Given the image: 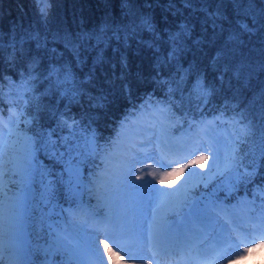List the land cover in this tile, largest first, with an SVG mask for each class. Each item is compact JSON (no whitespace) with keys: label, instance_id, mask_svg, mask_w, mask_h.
<instances>
[{"label":"trees","instance_id":"1","mask_svg":"<svg viewBox=\"0 0 264 264\" xmlns=\"http://www.w3.org/2000/svg\"><path fill=\"white\" fill-rule=\"evenodd\" d=\"M129 2L153 17L161 36L156 49L140 43L152 40L148 32L127 44L112 38L97 46L95 38L80 39L105 22L113 28L127 24L130 18L122 15L120 0H50L46 21L34 0H0V113L7 114L11 105L22 110L18 131L29 134L35 149L33 179L25 184L11 178L9 183L11 196L25 188L23 234L32 261L50 258L65 264V253L46 255L39 249L48 247L62 222L71 223L68 205L81 203L95 214H105L106 206L100 203L104 193L96 181L99 171L118 136L125 128L141 125L138 114L153 106L161 110L173 134L194 130L210 115L228 118L241 133L234 144V166L197 181L195 169L201 160L191 165L190 179L196 184L180 207L200 214L211 198L230 203L242 196L256 197L254 202L264 205V195L259 194L264 193V167L259 166L264 164V0H192V9L172 0L179 15L166 11L169 0ZM217 8L222 19L213 29L205 13ZM182 22L190 24L191 36L184 40L182 52L166 59L171 45L164 29L174 32ZM243 24L252 31H243ZM30 33L38 34L39 46L36 39L22 42ZM69 43L81 46L83 64L77 65L66 47ZM99 54L104 63L96 66L90 83L78 85L84 93L78 102L62 95L72 85L58 84L50 68L70 67L84 81ZM101 91L108 101L102 108L94 107L89 95ZM69 164L79 169L80 183H70Z\"/></svg>","mask_w":264,"mask_h":264},{"label":"rangeland","instance_id":"2","mask_svg":"<svg viewBox=\"0 0 264 264\" xmlns=\"http://www.w3.org/2000/svg\"><path fill=\"white\" fill-rule=\"evenodd\" d=\"M21 113V109L11 106L8 116L0 115V144L4 150L0 169V261L16 256L19 264H34L26 256L22 233L25 188L14 194L16 196H11L9 191L11 178L27 184L33 179L36 168L33 157L35 168L29 181L23 166L28 160L27 139L31 137L18 131ZM137 119L141 125L125 128L99 171L96 181L104 193L100 203L102 207L106 206L105 214L88 211L90 215H83L78 211L83 205H72L67 210L69 218L74 221V229L67 230V235L83 248L91 245L90 237L104 226L106 217H123L118 226L109 228L115 243L100 231L95 243L101 256H89V264H264V205L256 204L259 210L254 218V205L246 197L232 204L215 201L197 217L180 207L189 189L196 184L190 179V173L192 175L194 171L192 161L208 157L197 164V181L212 179L215 174L226 171L229 167L227 158L234 154L235 141L241 139L239 129L227 119L209 117L190 132L173 134L156 106L143 109ZM25 120L30 119L26 117ZM132 145H144L142 149H133L139 160L132 180L140 184L135 177L144 175L155 189L160 190L152 199L142 198L140 203L130 202L120 183L125 157ZM213 154L218 157L217 167L209 171ZM68 172L70 175V170ZM149 172L155 175H147ZM11 199L17 201L12 203ZM172 212L175 213L172 214L175 215L173 220L170 217ZM170 221H174L172 225ZM232 225L236 226L234 230H231ZM174 243L177 246L172 249ZM105 244L112 250L107 256L103 252L107 251Z\"/></svg>","mask_w":264,"mask_h":264},{"label":"snow or ice","instance_id":"3","mask_svg":"<svg viewBox=\"0 0 264 264\" xmlns=\"http://www.w3.org/2000/svg\"><path fill=\"white\" fill-rule=\"evenodd\" d=\"M34 3L38 5V11L40 13L41 18L46 21L49 15V10L52 6L50 0H34ZM181 4L186 9H192L193 7H196V5L193 4L192 0H181ZM146 7L151 8L153 7V5L148 4L146 5ZM120 8L122 15L125 18H130L127 24H122L120 26L113 28L112 25L105 22L95 32L81 34L80 39L91 41L95 38L97 40V46H99V44H103L106 40L110 42L112 38H115L118 41L123 39L124 43L127 44L130 38L136 37L137 34L141 32H148L151 35L152 40L151 41L141 40L140 43L144 44L148 48L156 49V41L160 40L161 36H160V30L157 28L153 20V17L147 13H142L135 10V6L131 4L129 0H120ZM165 8L166 11L179 15V12L176 10L174 4L172 3V0H169ZM205 15H206L205 22L206 23L210 22L213 29L216 28L217 21L222 19V13L220 12L219 8H217L214 11H208L205 13ZM176 27L177 30L174 32L164 29V31L167 33V42L171 45V50L169 51L166 59H173L176 57L177 53L182 52L184 48V40L191 36V26L189 23L182 22L179 23ZM241 29L243 31H248V32L252 31L246 24L241 25ZM109 32L112 33L111 37L108 36ZM121 33H123V35H121ZM29 39H36L39 46L38 34L30 33L22 37V42ZM66 47L74 56L77 65H81L84 63V61L81 60V56H80V48H81L80 45L69 43L66 45ZM157 60L159 61V57L157 58ZM33 63H38V61L34 59ZM103 63H104V57L102 54H99L94 59L93 67L87 73L84 81L78 80V78L75 76V73L71 71L70 67L66 68L64 66H61L58 68L52 66L49 70V75L51 76L53 73H56L58 84L59 83L71 84L72 85L71 89L65 88L62 95H70L72 101L78 102L77 98L84 94L83 89L78 87V85L86 82L90 83L94 77L96 66L102 65ZM121 65L123 68L127 67V59L124 56L121 57ZM122 87L124 88V90H127L128 86L122 85ZM89 100L94 101L93 104L94 107L102 108L107 103L108 96L103 91H101L100 94L97 96L89 95ZM244 134H247V129L244 130ZM92 139L94 140V134ZM262 142H264V136H262ZM27 144L29 148L28 160L27 163L23 166V170L26 178L30 181L32 177V172L34 171L35 168L34 164L32 163L35 149L32 147L33 142L31 141L30 138L27 139ZM158 146L159 145H157V147ZM143 147L144 145L131 146V148L129 149V153L125 157V163L123 165V169L120 174V183L124 186V189L128 193L130 202L134 201L136 203H140L142 198H147L150 200L152 199L153 194L158 193L160 191L158 189H155L152 182L146 180L144 175H137L135 177L136 180L141 181L140 184H136L132 180V175L135 171V164L139 160L136 151H133V149L138 150V149H142ZM3 155H4L3 146L2 144H0V169H2L3 166ZM261 156L264 157V150L261 151ZM207 159H208L207 156H202L198 158V160H204V161H206ZM227 159H228V166H234L236 164L235 154H232L231 157ZM217 160H218L217 155L213 154V164L210 166L209 171L217 167ZM196 162L197 161H192V163H196ZM253 163H255V161ZM161 166H165V165L162 164ZM259 166L264 167V164H261ZM184 167H187V165H185ZM201 167H203V164H201ZM69 170H70V183H72L73 181L77 184L80 183L79 169L78 168L73 169L69 164ZM180 171L183 172V168H181ZM147 175L154 176L155 173L149 172L147 173ZM249 175H251V173ZM0 183H2V171H0ZM165 195H170V194H165ZM78 211L83 215H90L87 209L83 208V206H81L78 209ZM122 220L123 217L116 215H110L109 217H106L105 221L103 222L104 226L102 228H98L96 233L92 234V236L90 237L92 243L87 248H83L80 246L79 243H74L72 240L68 239L67 237H61L59 234H57L52 238V241L51 243L48 244L47 248L39 249V250L44 251L46 255L56 252L66 253L67 254L66 264H89L88 261L89 256L95 255L98 258L101 256V254L99 253L98 245L95 243L96 240L98 239L100 231L104 232L106 239H113V242L115 243V240L112 237L109 228L118 226V224L122 222ZM104 247L107 251L109 252L112 251L107 244H105ZM117 247L119 246L117 245ZM109 259H111V257H109ZM9 264H15V262L9 261Z\"/></svg>","mask_w":264,"mask_h":264},{"label":"bare ground","instance_id":"4","mask_svg":"<svg viewBox=\"0 0 264 264\" xmlns=\"http://www.w3.org/2000/svg\"><path fill=\"white\" fill-rule=\"evenodd\" d=\"M172 241H175V240H172ZM175 246H177L176 245V243H174V245H173V247H172V249H175ZM105 254H106V256H107V254H108V251H103ZM109 257H111V256H109ZM9 261H14L15 262V264H19V259H18V257H16V256H11V257H9V258H3V259H1V261H0V264H9Z\"/></svg>","mask_w":264,"mask_h":264}]
</instances>
